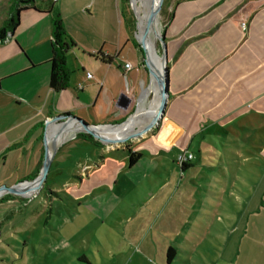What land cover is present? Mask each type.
<instances>
[{"label":"crops","instance_id":"crops-1","mask_svg":"<svg viewBox=\"0 0 264 264\" xmlns=\"http://www.w3.org/2000/svg\"><path fill=\"white\" fill-rule=\"evenodd\" d=\"M58 1L53 9L73 41L63 91L48 86L47 1L21 11L11 39L0 43V89L8 101L0 108L25 105L21 118L0 119L18 130L4 151L23 153L26 139L38 142L29 180L41 169L48 119L69 113L85 121L89 107L99 110L94 124L120 123L143 114L139 103L151 83L141 54L132 45L125 50L122 0H95L92 12L78 13L68 8L72 0ZM241 10L248 13L244 26ZM162 21L163 116L124 142L70 140L86 146L79 157L89 171L68 174L65 185L51 178L50 194L42 185L32 197H0V264H264V0H176L164 6ZM129 129L100 135L122 139ZM67 143L45 182L72 159L55 161ZM183 150L193 155L184 167L175 161ZM130 153L140 154L133 165ZM82 207L90 219L77 220ZM91 247L101 250L98 259L91 252L92 261Z\"/></svg>","mask_w":264,"mask_h":264},{"label":"rangeland","instance_id":"rangeland-1","mask_svg":"<svg viewBox=\"0 0 264 264\" xmlns=\"http://www.w3.org/2000/svg\"><path fill=\"white\" fill-rule=\"evenodd\" d=\"M64 1L65 0H59L57 5L58 6H59V4L63 5ZM130 1L131 0H122V7H123V12H124L123 16H124V18H125V16L126 17L129 16L130 18H132V20L134 21V26H135L133 31H132V29H129L127 32L129 44L125 48L126 51H128V47H131L129 45H132V47H134L133 46V39H136L134 37L135 36L134 34H137L136 18L134 16L135 14H134V11L132 8V3ZM135 1H137V0H135ZM175 1L176 0H164V2H162V8L160 11V15L158 16L160 34H161V30H163L162 10H163L165 5L171 4ZM12 2H13L12 0H0V26L3 25V22L7 19L10 12L13 11L11 8ZM94 3H95V0H72L71 3L69 4L68 8L71 9V11L75 12V13H78L79 11L92 12L90 9V5H92ZM38 4H39V1L35 0L34 5L37 6ZM135 8H136V12H137V17L142 22V20H141V16L143 15L142 7L140 5H138ZM155 47H156L158 54H160L161 49H160L159 39H157V44L155 45ZM130 60H132V58H130ZM12 83L13 82H10L9 85H12ZM145 87H148V84ZM144 94H146V91ZM153 95L154 94H152V97H153ZM5 97H6V95L4 94L2 89H0V99H2V100H0V102H2V104H4V102L7 101V99H5ZM150 100L148 99L147 101L142 102V106L140 109V112H143L142 115H146L144 113V109L146 108V105L148 104V102H150ZM12 103H14L13 100H12ZM8 106H6L5 108H2V109L0 108V119L1 120L4 119L7 122V121L11 120L12 117H14V116H15V118H21L22 117L23 111H19V110H22L24 108L23 106H25V105H21V107L18 109H16L13 106V104H11L12 108H8ZM85 110L87 113V114H85V116H83L85 121L88 124H94L93 123L94 117H92V114H93V112H99V110L97 108L92 110V108H89V107L85 108L83 111H85ZM134 112H135V110H133L131 112L132 115ZM155 126H156V124H155ZM155 126H153V128ZM0 129H1V132H0V186L3 185V186L8 187V186H11L12 184L14 185V184L19 183L23 180L25 181L28 179V181H29V179H31V176H32L31 173L35 168L34 163H35V155L37 153L36 149L38 146V142L35 143V141H33V140L30 141L29 139H26L22 143L24 146V152L23 153L21 151H16L14 149L11 151H6V150L4 151V149L8 145H10L14 142V141H10V140H12V138L14 137V135H16L18 130H17V128H15V125L14 126L13 125H2V126H0ZM139 130H140L139 128H135L132 130L129 129V130H126L125 132H123V134L126 133L125 135H127V136L128 135L134 136L136 133H138L137 131H139ZM81 134H85V132H77L74 135V137L68 138L65 142H63L61 144V145H63V144L68 142L64 146V148H62V150L59 152L58 156H56L55 161H59L62 159L61 162H63V161L65 162L68 159V158H66L67 154L71 155L70 153H72L73 157H72V159H70V160H68L62 164L61 171L59 172V174H56L55 176L49 175L47 182H45V184H43V186H44L43 192L45 191V193L47 192V194H50V191H54L53 188L55 186L51 184V178L52 179L56 178V186H59L62 184L65 185L68 181V177H67L68 174H74L75 173V174L79 175L81 170L83 172L89 171V163L86 159H84L85 155L84 156L82 155L79 157V155L82 154L81 151H84V153L86 152V150L84 148L86 146L83 147L82 145H80L78 143L81 140L80 141L75 140L74 142H69L70 140H74V139H77L78 137L82 136ZM68 150H69V152H68ZM88 154H90V146L88 148ZM58 157L60 159H58ZM73 158H76V160H80L79 166H76V165L74 166V163L71 162V161H73ZM53 159H54V156H53ZM53 159H52V162H53ZM52 166H53V168H52V171H53L55 169H54V165H52ZM76 169H78V170L75 171ZM39 190H42V188ZM10 194L11 193H4L0 197L1 198L2 197H8V196H10ZM83 200H81V201H83ZM57 203L58 202H56V204ZM79 211H80V213L76 216L77 220L78 219H84L85 220V219H90L92 217V214H89L87 211H85L83 207L80 208ZM100 231H102V230L100 229L99 232ZM91 252H92V254H94V256L97 259L99 258V256H101V250L99 251L97 249V247H91L90 251L87 252V256L89 257L88 259L90 261H92V259H91L92 256L90 255ZM43 262L45 264V260H43ZM75 264H79L78 260H75Z\"/></svg>","mask_w":264,"mask_h":264},{"label":"bare ground","instance_id":"bare-ground-1","mask_svg":"<svg viewBox=\"0 0 264 264\" xmlns=\"http://www.w3.org/2000/svg\"><path fill=\"white\" fill-rule=\"evenodd\" d=\"M130 2L132 3V8L135 14L134 16L136 18L137 36L147 50V62L152 70L151 85L147 90L146 96H142L143 100L139 103V110L141 109L142 102L147 101L148 99L151 100L144 109V113L146 115H134L131 118L129 117V121L125 125L117 128L108 127L103 129L102 132L112 129L120 130L129 127L131 129L139 128L140 130L138 132H140L141 130L148 128L156 122L160 107L161 93L158 81V73L161 70L163 63L161 61L160 54H158L155 47L157 44V39L160 35L158 22V16L160 14L157 13L153 15V11L159 0H137L135 2L134 0H131ZM138 5H140L143 10V15L141 16L142 22L137 17L135 7ZM152 94H154L153 97ZM79 130L80 125L76 122H73V120L68 121L65 124L52 123L51 126L47 128V140L50 141L49 152H51V154L54 153L58 144L61 145L62 142H64L68 137H73Z\"/></svg>","mask_w":264,"mask_h":264},{"label":"water","instance_id":"water-1","mask_svg":"<svg viewBox=\"0 0 264 264\" xmlns=\"http://www.w3.org/2000/svg\"><path fill=\"white\" fill-rule=\"evenodd\" d=\"M162 2H164V0H159V2L157 3L154 11H153V15L159 13L161 11L162 8ZM131 4V3H130ZM134 11V10H133ZM137 28V26H136ZM12 34L9 35L8 40L11 39ZM135 38L138 42L139 47L141 48V50L143 51L144 54V64L146 65V68L149 72V75H151L152 70L148 65L147 59H148V54H147V50L144 47L143 43L141 41H139L136 37L135 34ZM159 41H160V49H161V53H160V57H161V61L163 63V66L161 68V70L158 73V81H159V85H160V93H161V102H160V107L158 110V116H157V120L154 124H152L151 126H149L146 129L141 130L140 132L136 133L134 136H130L128 135L125 138L122 139H109V138H102L100 135V131L102 132L103 129L108 128V127H120L125 125L128 121H129V117L128 116L125 120H123L120 123H109V124H88L86 121H84L81 118L75 117L71 114H57L53 117H51L50 119H48L45 122V127H44V135H43V156H42V162H41V169L38 172V175L32 179V180H25L22 182H19L17 184L11 185V186H0V196L4 193H13L14 195H31L33 193H35L36 191H38V189L45 183L46 179H47V174L48 171L50 170L51 167V162L53 159V156H55L56 151L59 148V144L57 145L55 152L51 154V152H49V140H47V128L49 127V125L51 123H55V124H65L68 121H72L76 122L80 125V130L78 132H85L88 135L100 139L102 142L104 143H119V142H124L126 140L130 139H134V138H138L139 136H141L143 133H146L148 130H151L153 128V126H155V124H157L158 120L163 116L164 114V110H165V106H166V102L168 101V85H167V55H166V43L162 37V34L159 35L158 37Z\"/></svg>","mask_w":264,"mask_h":264},{"label":"trees","instance_id":"trees-1","mask_svg":"<svg viewBox=\"0 0 264 264\" xmlns=\"http://www.w3.org/2000/svg\"><path fill=\"white\" fill-rule=\"evenodd\" d=\"M12 12L8 15L7 19L3 22V25L0 26V43L5 42L8 40L10 34H13L14 29L18 26L19 22V13L26 9H33L38 10V7L34 5L35 0H12ZM39 2L47 1L49 3V11L51 13V55L49 59L50 70H49V88L53 91H63L66 86L68 85V77L69 71L65 64V56L69 46L73 45V41L66 38L62 19L60 16V12L56 9H53V4L55 0H38ZM135 1V0H134ZM126 20V25L128 27L127 32L129 29H134V21L132 18H124ZM164 31L165 26H163V30H161V34L163 39L164 38ZM135 35V34H134ZM135 37V36H134ZM133 46L137 51L141 54L144 58L143 51L138 45L136 39H133ZM68 114V113H64ZM80 135V134H79ZM83 136H87V138L92 139L90 135L87 133L81 134ZM12 147L9 146L10 149ZM140 154L138 153H130L129 154V165H133L134 162L139 158ZM184 167V164L182 165ZM170 259V257L168 256Z\"/></svg>","mask_w":264,"mask_h":264},{"label":"built area","instance_id":"built-area-1","mask_svg":"<svg viewBox=\"0 0 264 264\" xmlns=\"http://www.w3.org/2000/svg\"><path fill=\"white\" fill-rule=\"evenodd\" d=\"M246 19H248V13L245 10H241L238 13V22L240 23V25L244 26L246 23ZM124 68L125 69H129L131 68V64L130 63H125L124 64ZM87 76L90 77V74L87 73ZM193 159V155L191 153H187L186 150L181 151L176 158V163L179 166H182L185 163H188L189 161H191ZM36 193V192H35ZM35 193L31 194V195H26L27 197H32L35 195Z\"/></svg>","mask_w":264,"mask_h":264}]
</instances>
